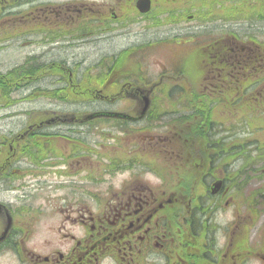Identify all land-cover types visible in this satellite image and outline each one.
<instances>
[{
  "label": "flooded vegetation",
  "instance_id": "obj_1",
  "mask_svg": "<svg viewBox=\"0 0 264 264\" xmlns=\"http://www.w3.org/2000/svg\"><path fill=\"white\" fill-rule=\"evenodd\" d=\"M0 260L264 264V0H0Z\"/></svg>",
  "mask_w": 264,
  "mask_h": 264
},
{
  "label": "rangeland",
  "instance_id": "obj_2",
  "mask_svg": "<svg viewBox=\"0 0 264 264\" xmlns=\"http://www.w3.org/2000/svg\"><path fill=\"white\" fill-rule=\"evenodd\" d=\"M14 37H16V35H14ZM148 37L151 39L154 36L152 34H148ZM146 39H147V33H143L142 31L139 32L138 30H135V29L119 30L111 34L102 35L100 37L98 36L97 38L93 37L90 43L87 44L85 47H83V49H81L80 51H77L76 54L81 59H87L88 65H92V64H95L94 62H97L96 60L109 58L115 54L120 53L121 51L124 50V48L130 47L132 44H142L146 41ZM143 55L144 53H142L141 50H138L136 52V57L138 58L142 57ZM159 55H160V52H158L157 50H151L150 52L146 53V57H148L147 60L150 61V63H152L151 66H147V69L149 70V73H151V76L154 80L158 76V73L162 69L163 70L165 69L163 67H160L158 64V61H156V59L160 58ZM18 58H19V55L13 52V50L9 49L7 64L3 68H7V69L11 68L15 64V62L18 60ZM167 59H169V61L167 62L168 64L167 68L170 71H173L175 69V63H174L175 60L174 59L172 61L170 60L171 59L170 52L167 54ZM124 65H126V69L130 71L129 73L135 70L134 68L135 66H133L131 63H125ZM142 67L144 69V66ZM173 89H176V87H174ZM162 90H168V88H164ZM168 102H170L169 99H168ZM170 104L172 105V102H170ZM20 106L36 107V106H47V104L45 101L39 100V101H34L32 103H22L20 104ZM55 106L66 107L64 103H61V104L57 103ZM88 106H96V105L89 103ZM100 106H106V105L101 104ZM11 127H14L13 129L17 128V126H9V129H11ZM98 132H103V134H105L104 137L102 136L98 137V139H104L105 145L112 142L111 140H108L107 138H111L110 136L114 133L113 129L104 127L102 131H98ZM92 137L95 139L94 135ZM159 165L160 163L157 162L156 164L157 171L161 170ZM152 166H155V165H152ZM150 177L152 181L155 182L153 171L151 172ZM257 218H259V216ZM0 264H3V260H0Z\"/></svg>",
  "mask_w": 264,
  "mask_h": 264
},
{
  "label": "trees",
  "instance_id": "obj_3",
  "mask_svg": "<svg viewBox=\"0 0 264 264\" xmlns=\"http://www.w3.org/2000/svg\"><path fill=\"white\" fill-rule=\"evenodd\" d=\"M123 53H124V54H122V55H120V56L118 57L120 60L125 59L126 56H129L130 54H132V52H130V51H125V52H123Z\"/></svg>",
  "mask_w": 264,
  "mask_h": 264
}]
</instances>
